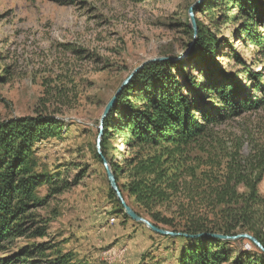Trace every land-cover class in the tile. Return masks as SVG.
I'll list each match as a JSON object with an SVG mask.
<instances>
[{
  "label": "rangeland",
  "instance_id": "1",
  "mask_svg": "<svg viewBox=\"0 0 264 264\" xmlns=\"http://www.w3.org/2000/svg\"><path fill=\"white\" fill-rule=\"evenodd\" d=\"M218 1L0 0V123L45 115L62 125L59 136L39 139L31 148L33 173L50 178L34 191V198L44 203L21 216L14 235L0 237V264H48L61 256L69 257L70 264H181L184 251L196 241L157 235L125 215L110 194L97 136L105 106L144 62L171 58L177 65L172 73L179 79L188 71L199 74L201 61L189 47V9L197 35L199 26L217 40L220 68L229 75L259 73L264 85V59L237 36V7L225 11L219 5L198 12ZM241 81L252 84L242 76ZM211 132L213 138L200 140L201 148L189 150L207 163L199 170L209 176L207 183L222 175L232 153L220 152L218 143L212 149L214 140L225 147L240 143L243 156L250 143H264V106ZM107 149L109 159L130 154L116 136ZM218 162L219 173L210 169ZM244 191L238 187L239 193ZM257 192L264 198V174ZM126 204L132 208L130 201ZM169 209L160 210L169 217L175 207ZM212 217L208 214L211 223L218 224ZM243 251L254 257L246 242L238 249L235 244L224 247L230 260L244 257Z\"/></svg>",
  "mask_w": 264,
  "mask_h": 264
},
{
  "label": "trees",
  "instance_id": "2",
  "mask_svg": "<svg viewBox=\"0 0 264 264\" xmlns=\"http://www.w3.org/2000/svg\"><path fill=\"white\" fill-rule=\"evenodd\" d=\"M258 2L219 0L203 10L199 7L198 12L219 5L225 11L231 5L237 7L233 16L239 27L237 36L243 43L254 46L255 54L264 59V3L257 5ZM217 45V40L198 26L191 49V54L195 53L201 61L198 75L188 71L179 79L172 73L177 65L171 61L148 63L138 70L119 92L101 124L100 152L123 199L132 203L136 214L141 216L134 209L140 210L156 227L192 236L246 233L264 249V198L257 192L264 174V143H250L248 154L243 156L240 143L225 147L227 144L214 140L212 149L218 143L220 152L229 149L232 153H228L222 175L208 183L209 176L199 171L207 163L189 152L191 148H201V139L213 138L211 131L218 124L264 106L260 74L224 72L216 60ZM203 71L207 74L202 78ZM241 76L252 84L243 83ZM61 126L45 115L0 123V237L14 235L21 216L44 203L34 198V191L44 178H50L33 173L31 148L39 139L59 136ZM115 136L125 153L130 154L109 159L107 145ZM95 156L100 160V155ZM213 168L219 173L221 163L210 167ZM238 187L245 191L239 193ZM110 194L115 198L111 189ZM173 206L175 210L170 211L169 217L160 210L169 212ZM208 206L211 211L203 213ZM208 214L218 224H212ZM180 238L196 241L184 251L181 264H264V253L245 239ZM244 242L254 250V257L243 251L244 257L228 259L224 247L235 244L238 249ZM214 246L217 248L212 252ZM70 261L69 257L61 256L48 264H70Z\"/></svg>",
  "mask_w": 264,
  "mask_h": 264
},
{
  "label": "water",
  "instance_id": "3",
  "mask_svg": "<svg viewBox=\"0 0 264 264\" xmlns=\"http://www.w3.org/2000/svg\"><path fill=\"white\" fill-rule=\"evenodd\" d=\"M188 14L190 16V28L192 30V41L190 42L189 47H192L197 39V30H196V26H195V22L192 19V12L191 9H189ZM187 53H185L184 55H181L179 57H177L176 59H174V61L180 60L182 57L186 56ZM156 61H173V59L171 58H165V57H160V58H156V59H151L148 60L146 62H144L143 64H141L139 67L135 68L132 73L122 82V84L120 85V87L116 90V92L114 93L113 97L111 98V100L107 103V105L104 108V111L101 115L100 118V124H102L103 120L106 118V116L108 115V113L110 112L111 108L113 107V104L115 102V99L117 97V95L119 94V92L130 82V80L132 79V77L134 76V74L140 70L145 64L151 63V62H156ZM102 138V131H101V126H100V132L97 136V144L100 143ZM102 163H103V167L105 169V173H106V178H107V182L109 185V188L111 189V191L114 193L116 199L118 200V202L121 204L122 208H123V212L125 213L126 216H128L132 221L136 222V223H141L143 225H145L151 232L157 234V235H161V236H169V237H180V236H184L185 238H213V239H218V240H222V241H235L237 239H245L249 242H251L252 244H254L256 247H258L263 253H264V249L261 246V244L251 235L243 233V234H238L235 236H224L221 234H209V233H201V234H196V235H186V234H181V233H174L165 229H161L159 227H156L155 225H153L150 221H148L147 219L139 216L138 214H136L133 209L131 207H129L126 202L124 201L118 187L115 181V177L112 173V171L110 170L108 163L106 162V160L104 158H102Z\"/></svg>",
  "mask_w": 264,
  "mask_h": 264
}]
</instances>
